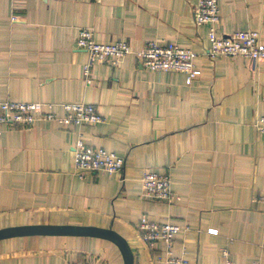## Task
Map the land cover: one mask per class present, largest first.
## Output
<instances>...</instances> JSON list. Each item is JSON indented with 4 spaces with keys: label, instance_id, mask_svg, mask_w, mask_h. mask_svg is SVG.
I'll list each match as a JSON object with an SVG mask.
<instances>
[{
    "label": "crops",
    "instance_id": "0c3cea01",
    "mask_svg": "<svg viewBox=\"0 0 264 264\" xmlns=\"http://www.w3.org/2000/svg\"><path fill=\"white\" fill-rule=\"evenodd\" d=\"M197 0H0V102L93 105L99 124L37 121L0 126V231L76 227L110 231L132 264H167L164 246L139 237L141 216L180 226L171 247L186 264H264V62L210 59L208 26H197ZM217 34L254 31L264 44V0H218ZM15 16L16 21H11ZM97 44L140 50L173 43L195 54L200 75L155 72L133 56L95 63L86 86L79 30ZM78 139L124 159L122 179L73 171ZM147 172L168 174L171 203L143 198ZM208 230H216L210 234ZM15 235L0 238V264H65L97 257L125 264L104 237Z\"/></svg>",
    "mask_w": 264,
    "mask_h": 264
},
{
    "label": "built area",
    "instance_id": "2783aa9c",
    "mask_svg": "<svg viewBox=\"0 0 264 264\" xmlns=\"http://www.w3.org/2000/svg\"><path fill=\"white\" fill-rule=\"evenodd\" d=\"M11 21H16L12 16ZM194 23L197 26L207 25L209 48L205 54L215 58H249L255 62H264V44L258 32H233L219 36L218 0H197ZM75 46L87 54L88 60L82 68L84 85L90 86L94 81L92 68L95 63L109 64L116 67L128 55H133L140 64L155 72H178L186 76L185 83L190 85L199 75L200 70L194 64L195 54L188 49L180 48L173 43L158 44L148 42L140 50H133L122 41L109 44H97L93 40L90 29L79 30ZM56 104L44 102H0V126L30 127L37 121H55L61 125L79 127L93 126L103 121V117L91 104L62 103L58 106L64 112L63 117L53 113ZM256 133L264 134V116L253 122ZM124 159L102 148L87 146L78 139L73 147V171L79 178L87 173L102 171L109 176L122 179ZM143 198L154 202L171 203L173 194L170 189L168 174L147 172L141 178ZM140 239L149 247L162 244L166 250L167 264H186L182 258L172 256L171 247L175 235L181 231L180 226L172 223H156L141 216L137 225ZM215 234L216 230H208ZM225 264H232L227 250H222ZM65 264H102L97 257H89L83 261L68 260Z\"/></svg>",
    "mask_w": 264,
    "mask_h": 264
},
{
    "label": "water",
    "instance_id": "95a60500",
    "mask_svg": "<svg viewBox=\"0 0 264 264\" xmlns=\"http://www.w3.org/2000/svg\"><path fill=\"white\" fill-rule=\"evenodd\" d=\"M12 233L9 231H0V238L9 237L15 235L14 232L18 235H55V234H68L74 236H92V237H104L112 242H114L121 250L125 264H132V257L130 252L124 243V241L118 238L110 231L99 230L95 228H76V227H39V228H28L26 230L16 229L12 230Z\"/></svg>",
    "mask_w": 264,
    "mask_h": 264
}]
</instances>
